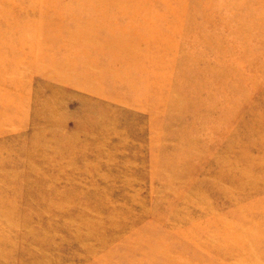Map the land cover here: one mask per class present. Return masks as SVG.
I'll use <instances>...</instances> for the list:
<instances>
[{"label": "rangeland", "instance_id": "374dc122", "mask_svg": "<svg viewBox=\"0 0 264 264\" xmlns=\"http://www.w3.org/2000/svg\"><path fill=\"white\" fill-rule=\"evenodd\" d=\"M0 16V264H264V0Z\"/></svg>", "mask_w": 264, "mask_h": 264}, {"label": "bare ground", "instance_id": "6f19581e", "mask_svg": "<svg viewBox=\"0 0 264 264\" xmlns=\"http://www.w3.org/2000/svg\"><path fill=\"white\" fill-rule=\"evenodd\" d=\"M12 8H13V6H12ZM36 9V8H35ZM34 12V11H33ZM28 16V15H27ZM1 20H4V18L3 19H1V16H0V21ZM17 21V20H16ZM3 22V21H2ZM6 22H4V24H5ZM6 24H8V23H6ZM1 26V25H0ZM15 26H17V25H15ZM14 27V26H13ZM11 29V28H10ZM11 32V31H10ZM12 33V32H11ZM27 33H25V35H26ZM11 35V34H10ZM13 35V34H12ZM11 35V36H12ZM8 37V32H6L5 30L3 31L2 29H1V27H0V57H1V60H0V66H1V62L3 61V60H5L6 58H4V57H2L3 55H4V53H5V51H6V49H5V47H4V45H6V44H11V41L7 38ZM27 37V36H26ZM12 38V37H11ZM196 46V45H195ZM8 47H10V45L8 46ZM235 51V50H234ZM6 55V54H5ZM218 56V55H217ZM215 57V56H214ZM208 58H209V56H208ZM217 63V62H216ZM2 66H4V63L2 62ZM218 66V65H217ZM4 77V73L3 72H0V78H3ZM0 82H2V83H4V84H8L4 79H0ZM15 84H16V82H15ZM18 84V83H17ZM9 85V84H8ZM17 86V85H16ZM1 127V126H0Z\"/></svg>", "mask_w": 264, "mask_h": 264}]
</instances>
